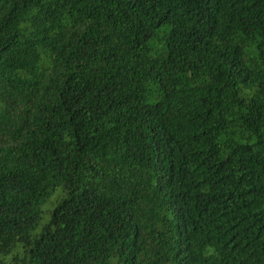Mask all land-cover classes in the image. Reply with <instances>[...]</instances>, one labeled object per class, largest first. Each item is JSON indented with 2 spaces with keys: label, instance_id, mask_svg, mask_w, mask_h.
Masks as SVG:
<instances>
[{
  "label": "trees",
  "instance_id": "obj_1",
  "mask_svg": "<svg viewBox=\"0 0 264 264\" xmlns=\"http://www.w3.org/2000/svg\"><path fill=\"white\" fill-rule=\"evenodd\" d=\"M0 264H264V0H0Z\"/></svg>",
  "mask_w": 264,
  "mask_h": 264
}]
</instances>
